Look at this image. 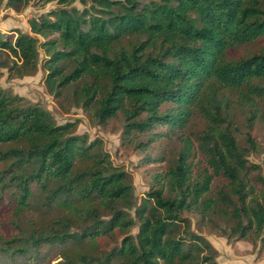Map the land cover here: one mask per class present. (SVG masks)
Segmentation results:
<instances>
[{"label":"trees","instance_id":"1","mask_svg":"<svg viewBox=\"0 0 264 264\" xmlns=\"http://www.w3.org/2000/svg\"><path fill=\"white\" fill-rule=\"evenodd\" d=\"M30 1L0 0V9ZM74 1L56 0L13 37L0 30V68L9 77L41 68L54 96L69 93L98 123L120 115L122 143L146 151L179 131L181 146L168 158L144 153L143 165L166 167L134 203L130 173L101 138L0 85V198L11 206L0 264H40L46 244L60 250L54 264H218L183 211L226 237L264 238V173L248 158L264 108V0ZM197 114L204 125L191 130Z\"/></svg>","mask_w":264,"mask_h":264},{"label":"rangeland","instance_id":"2","mask_svg":"<svg viewBox=\"0 0 264 264\" xmlns=\"http://www.w3.org/2000/svg\"><path fill=\"white\" fill-rule=\"evenodd\" d=\"M72 4L81 6L78 0H75ZM55 7H57L56 0L48 2L32 0L20 11H15L10 7H2L0 9V30L8 32L11 37L14 35L12 28L18 27L23 31H28L27 18L29 16ZM261 43L262 39H259L253 41L247 47L238 46L229 49V55L234 57L244 53L246 50L258 49ZM0 70L2 71L0 85L13 93L21 95L23 102H37L43 105L52 112L57 122L75 120L77 122L76 133H86L91 139L101 138L103 148L109 151L113 163L123 166L130 173L134 188V203H138L144 192L153 184V173L162 172L166 167L165 161L143 165L141 158L144 153L148 152L152 156L162 155L168 158L181 146L179 131L176 134L170 133L168 136L157 138L149 145L146 151L135 148L129 143H122L120 115L110 118L105 123L96 122L89 111L74 102L69 93L54 96L44 83L43 70L41 68H38L33 74L22 77H9L5 69L0 68ZM262 112L263 116L259 115L250 129L257 148L249 151L248 158L259 163L264 173V108L261 111L259 109L258 114ZM204 122V118L197 114L194 116L189 129L197 130L203 127ZM239 127L240 129H236L235 133L239 142L247 145L244 140L247 127L244 124H240ZM184 131L188 132V129ZM203 158L202 153L198 152L196 154L194 159L195 167L198 168L204 165ZM0 167H2V163H0ZM222 181V177H215L212 182V190L215 191ZM32 187L35 186L33 185ZM10 213L11 206L10 202H8V194L4 193L0 198V231L5 233L10 231L8 223ZM182 215L189 219L193 230L203 234L217 249L216 259L218 264H264V238L261 235L251 233L247 237H240L237 234L226 237L214 227L202 224L196 212L183 211ZM136 230L137 226H134L131 232L135 233ZM99 246L105 245L99 242ZM90 250L95 251V248ZM42 251L44 258L40 264H54L60 258L61 253L57 245L50 246L46 244L43 246Z\"/></svg>","mask_w":264,"mask_h":264}]
</instances>
